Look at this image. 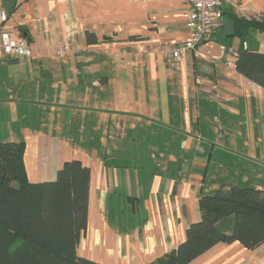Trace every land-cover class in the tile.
<instances>
[{
    "label": "crops",
    "instance_id": "1",
    "mask_svg": "<svg viewBox=\"0 0 264 264\" xmlns=\"http://www.w3.org/2000/svg\"><path fill=\"white\" fill-rule=\"evenodd\" d=\"M188 6L0 0V29L30 46L0 56V143H24L31 183L54 181L66 161L88 168L79 257L151 264L200 220L202 195L264 190V88L226 64L230 51L264 53V32L240 36L234 23L264 14V0L222 1L220 26L171 59L189 35ZM190 264H264V243L219 242Z\"/></svg>",
    "mask_w": 264,
    "mask_h": 264
},
{
    "label": "trees",
    "instance_id": "2",
    "mask_svg": "<svg viewBox=\"0 0 264 264\" xmlns=\"http://www.w3.org/2000/svg\"><path fill=\"white\" fill-rule=\"evenodd\" d=\"M234 23L240 36L248 27L264 32V14ZM236 52V71L264 88V53ZM23 153V142L0 143V264H100L76 253L86 228L88 168L66 161L54 181L31 183ZM198 205L201 218L189 225L185 239L151 264H189L219 242L239 241L247 248L264 243V190L222 186L202 195Z\"/></svg>",
    "mask_w": 264,
    "mask_h": 264
},
{
    "label": "built area",
    "instance_id": "3",
    "mask_svg": "<svg viewBox=\"0 0 264 264\" xmlns=\"http://www.w3.org/2000/svg\"><path fill=\"white\" fill-rule=\"evenodd\" d=\"M188 1V27L189 35L184 42L175 49L166 51V56L178 59L182 53L194 49L215 27L220 26L219 8L222 1L227 0H187ZM6 13L0 10V20L4 21ZM30 54L28 40L20 35L5 32L0 29V56L18 57ZM230 59L226 62L228 66L235 67L237 57L236 51H230ZM190 264V263H189Z\"/></svg>",
    "mask_w": 264,
    "mask_h": 264
}]
</instances>
